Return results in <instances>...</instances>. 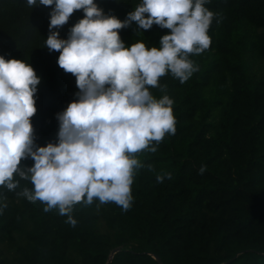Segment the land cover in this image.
Returning a JSON list of instances; mask_svg holds the SVG:
<instances>
[{
  "label": "trees",
  "instance_id": "obj_1",
  "mask_svg": "<svg viewBox=\"0 0 264 264\" xmlns=\"http://www.w3.org/2000/svg\"><path fill=\"white\" fill-rule=\"evenodd\" d=\"M95 2L123 20L140 0ZM205 6L218 16L208 30L210 46L190 54L199 70L184 83L165 74L150 88L157 98L166 92L174 100L176 130L155 152L135 154L152 168L136 170L130 208L77 202L73 225L68 214L17 195L33 187L29 180L16 177L14 190L0 186L6 204L0 242L20 238L18 264H106L118 246L109 264H159L150 253L161 264H264V0H210ZM51 7L0 0V55L28 61L41 76L31 118L41 146L55 143L56 113L78 91L75 77L57 64L59 52L45 47ZM83 15L74 10L58 29L60 37ZM137 27L132 21L118 30L126 46H158L169 31ZM157 175L164 179L158 182Z\"/></svg>",
  "mask_w": 264,
  "mask_h": 264
},
{
  "label": "clouds",
  "instance_id": "obj_2",
  "mask_svg": "<svg viewBox=\"0 0 264 264\" xmlns=\"http://www.w3.org/2000/svg\"><path fill=\"white\" fill-rule=\"evenodd\" d=\"M209 2L140 0L121 20L106 14L95 0H26L32 7L52 6L45 47L59 52L57 64L75 77L78 91L56 113L55 143L37 145L31 118L41 76L28 61L0 55V186L14 190L16 177L29 180L33 187L17 195L40 200L45 211L56 208L68 214L73 225L77 202L87 205L98 199L130 208L136 170L152 168L135 154L155 152L165 135L176 130L174 100L166 92L157 98L150 88L159 86L165 74L184 83L199 70L190 54L210 46L208 30L218 14L205 6ZM74 10L84 15L61 38L58 29ZM132 21L138 30L156 24L169 31L158 46L147 47L143 41L126 46L118 30ZM27 158L33 163L22 166ZM156 179L161 182L164 176ZM5 207L0 198V213Z\"/></svg>",
  "mask_w": 264,
  "mask_h": 264
},
{
  "label": "rangeland",
  "instance_id": "obj_3",
  "mask_svg": "<svg viewBox=\"0 0 264 264\" xmlns=\"http://www.w3.org/2000/svg\"><path fill=\"white\" fill-rule=\"evenodd\" d=\"M101 230L105 231L107 229L102 225ZM13 237V240L5 239L0 242V261H2L3 264H18L15 260V248L19 243L20 238L16 234H13Z\"/></svg>",
  "mask_w": 264,
  "mask_h": 264
},
{
  "label": "water",
  "instance_id": "obj_4",
  "mask_svg": "<svg viewBox=\"0 0 264 264\" xmlns=\"http://www.w3.org/2000/svg\"><path fill=\"white\" fill-rule=\"evenodd\" d=\"M121 248H122V246H118V247H116V248H114V249L112 250V252H111V256H110V258H109V260L107 261L106 264H109L110 259H111V257H112V254H114L116 251L120 250ZM150 254L152 255L153 258H155V259L157 260V262H158L159 264H161V259H160V257H159L158 255H156L155 253H150Z\"/></svg>",
  "mask_w": 264,
  "mask_h": 264
}]
</instances>
